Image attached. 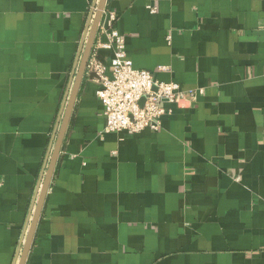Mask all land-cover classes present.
I'll return each instance as SVG.
<instances>
[{"label": "crops", "instance_id": "obj_1", "mask_svg": "<svg viewBox=\"0 0 264 264\" xmlns=\"http://www.w3.org/2000/svg\"><path fill=\"white\" fill-rule=\"evenodd\" d=\"M95 1L0 0V264L18 263ZM105 9L135 68L204 92L160 131L102 132L87 71L26 264H264V0Z\"/></svg>", "mask_w": 264, "mask_h": 264}, {"label": "built area", "instance_id": "obj_2", "mask_svg": "<svg viewBox=\"0 0 264 264\" xmlns=\"http://www.w3.org/2000/svg\"><path fill=\"white\" fill-rule=\"evenodd\" d=\"M148 7L152 13L157 12V7ZM104 15L105 19L100 25L101 35L87 68L100 84L97 95L106 117L102 132L160 131L163 117L173 113L168 105L184 99L195 101L204 89L182 90L176 82L161 81L152 72L135 68L127 55L125 37L115 26L116 13L105 9ZM101 47L112 51L109 65L98 57Z\"/></svg>", "mask_w": 264, "mask_h": 264}, {"label": "water", "instance_id": "obj_3", "mask_svg": "<svg viewBox=\"0 0 264 264\" xmlns=\"http://www.w3.org/2000/svg\"><path fill=\"white\" fill-rule=\"evenodd\" d=\"M106 4H107V0H96L93 10L91 12L89 25L87 27V31L85 33V37L83 39V43L81 45L74 66L70 88L65 98V103L60 115V120L58 122V126L54 134V138L52 140L51 149H50L51 156L48 162L47 170L46 172H44L45 176L43 178V182L41 185L40 195L37 198V203L32 215V219L28 224L29 226H27L26 228L27 232L25 233L24 238L22 240V244L20 246L17 264L27 263V259L34 241L37 225L41 218L46 196L51 185L55 167L68 129L69 121L78 97V92L83 82V79L87 74L88 62L94 48L95 39L99 27L101 25ZM143 103H144V98L141 100L142 105Z\"/></svg>", "mask_w": 264, "mask_h": 264}]
</instances>
